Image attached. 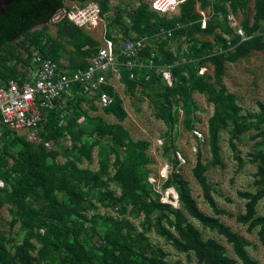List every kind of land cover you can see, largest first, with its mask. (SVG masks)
Returning a JSON list of instances; mask_svg holds the SVG:
<instances>
[{
  "label": "trees",
  "instance_id": "trees-1",
  "mask_svg": "<svg viewBox=\"0 0 264 264\" xmlns=\"http://www.w3.org/2000/svg\"><path fill=\"white\" fill-rule=\"evenodd\" d=\"M95 2L100 8V14L108 9L113 0H14L0 12V81L14 77L17 74V64L22 62L20 51H28L29 46H34L40 54L59 63L60 44L57 41H66L83 56L96 54L91 48L95 44L85 36L81 28L64 18L53 24L56 28V39L47 35L46 29L52 16L61 8L66 7L65 2L83 5ZM235 1V0H232ZM125 4V3H124ZM181 6L179 18L167 20L165 17L151 11L149 5L141 3L136 8H130L123 4L111 7L113 17L112 24H117L121 30V38L133 39L142 36H152L161 28H174L175 23H184L194 18L193 0L184 1ZM256 17L264 18V0H256ZM127 18V19H126ZM127 22H129L127 24ZM42 26L40 30L34 28ZM199 27V25H197ZM116 45L122 40L116 37H108ZM218 39H221L218 37ZM186 40V39H185ZM258 37L248 43L256 45ZM225 42V41H224ZM236 43V42H235ZM188 45V44H187ZM210 47L209 44L204 45ZM225 46L221 48L225 50ZM193 47L188 45L192 63H178L173 68L174 81L169 87L161 76L151 74V79L145 82L144 69L135 70L137 78L130 80L128 73L122 71L121 82L124 83L129 93L136 92V86L141 89H157L168 108L176 101L183 104L186 127L191 129L193 119L188 116L196 110L190 96L193 92L205 94L207 100L213 105L214 112L209 120L208 134L211 151V164H220L218 135L219 131L232 126L233 138L247 130L254 128L259 130V136L264 143V108L258 114H239V108L233 95L223 88L216 89L206 83L204 78L197 77L196 72L190 70L189 78L183 73L197 61L196 54L192 53ZM149 48L145 49L143 56H148ZM212 53L209 51L208 54ZM160 56L158 64H171L175 62L167 53ZM95 56V55H94ZM213 61L217 73H221L223 56L210 58ZM181 61V59H179ZM88 64L82 62L69 66L71 68H84ZM8 76V77H7ZM105 91L114 97L112 105L104 108L106 113H112L118 119L125 117L121 107V100L112 88ZM69 114L66 116L67 126L65 131L70 136L73 148L77 151L76 160L81 157L90 160L91 150L94 145L99 147V170L92 172L88 169L80 170L75 166L57 165L53 163L54 152H45L43 145H34L23 138L5 132L0 142V179L5 187L0 189L16 209L20 221L21 249L11 256L0 244V264H180L179 261L167 260L166 253L158 246L152 245L144 232L153 229L161 237L170 243L177 251L192 253L198 264H237L230 258L224 246L214 239H205L201 232L189 222L186 215L206 228L217 232L231 245L233 253L241 264H260L253 260L246 248L248 241L233 232L230 227L218 218L208 216L201 212L191 196L187 182L176 171L172 170L163 184V189L174 188L178 196L179 208L169 203L160 201V195L153 190L148 182L149 171L146 166L150 163L145 153L147 143L134 142L128 134L119 126H99L96 118H87L84 110L80 108L79 99L71 103ZM60 113L51 111L45 114L46 127L49 135L43 139L62 137V130L57 127V118ZM172 120L171 112L168 113ZM84 117L85 123H98V131L102 135L111 134L113 146L105 148L95 140L90 143L85 139L87 129L85 124H78L77 120ZM80 143L77 147L76 143ZM116 156L117 168L115 181L121 188V196L115 197L107 191L106 181L108 176L109 156ZM175 164L179 160L175 156ZM258 163L256 193H242L247 203L245 214L238 217V221L248 225L249 230L259 227V236L264 243V216L257 214V204L264 199V152L254 157ZM206 167L198 163L194 174L201 185L205 199L213 207L215 213L222 214L210 195L211 187L203 172ZM7 186L11 191L7 192ZM82 187V188H81ZM60 193L63 200L58 201L56 194ZM127 201L138 213L144 214L140 223L142 230L135 233L133 224L123 218H114L108 215L85 214L87 208L95 209L92 200H97L106 206L114 207L122 200ZM165 224L168 225L166 228ZM40 229L43 232H40ZM36 243L41 246L38 249ZM36 253L35 256L33 253Z\"/></svg>",
  "mask_w": 264,
  "mask_h": 264
},
{
  "label": "rangeland",
  "instance_id": "rangeland-1",
  "mask_svg": "<svg viewBox=\"0 0 264 264\" xmlns=\"http://www.w3.org/2000/svg\"><path fill=\"white\" fill-rule=\"evenodd\" d=\"M149 2L150 0L111 1L108 9L103 11L101 20L94 30L81 29L83 34L95 43L91 49L96 51L109 36L123 40L118 25L111 23L113 17L111 7L125 3L124 5H129L130 8H136L141 3L149 5ZM255 4L256 0H193L194 18L184 23L176 22L174 27L179 33H176L175 38L172 41L160 42L153 39L150 42L151 48L156 50L161 57L167 53L175 62H178L182 56H190L189 53H184L181 44L182 38L186 39V43L193 47L192 53L197 55L195 56L197 61L183 75L189 78L190 70H193L196 76L204 78L206 83L213 85L216 89L223 88L233 95L240 115L258 114L264 108V18L256 17ZM65 5L70 9L81 6L69 2H65ZM181 6L179 5L172 14L159 17H165L167 20L179 18ZM204 15L209 17L205 26L203 25ZM232 17L233 22L230 20ZM237 29L242 30V36L237 34ZM45 33L56 39V28L53 25L48 24ZM155 35L156 33L152 37L154 38ZM254 37H258L256 45H248ZM57 41L61 47L57 60L61 65L72 66L82 62L88 64L95 55L83 56L66 41L58 39ZM205 44H209L210 47L205 48ZM224 46L225 50L221 51ZM209 51L212 53L208 54ZM214 55H222L225 58L221 73H217L213 61L210 60ZM114 86L113 90L121 100L125 117L118 119L112 113H106L104 108L90 103L85 98H80L79 105L85 111L86 117L97 118L101 127H121L134 142H146L145 153L150 160L146 166L149 171L147 178L153 190L160 195V201L179 208L178 196L174 188L163 189V184L170 172L176 170L187 182L197 208L208 216L218 218L233 232L244 237L249 243L246 248L249 256L260 264H264V243L259 236V227L249 230L248 225L238 221V217L245 214L247 203V200L240 194H254L258 190L256 184L258 163L254 162V157L264 152V143L259 136L260 131L251 128L233 138L231 124L226 129L220 130L218 135L220 164L214 166L211 164L212 156L208 143V124L214 107L205 94L193 92L190 96L196 110L188 116L189 120L194 121L192 128L189 129L185 123L183 104L176 101L175 97H173L175 101L173 106L168 108L157 89L139 88L131 94L121 81L114 82ZM169 112L172 114V120H170ZM83 124L89 133L86 134L84 140L90 143L98 140L105 148L113 146L112 135H102L97 129L98 123L84 122ZM44 129L49 135L50 130L46 125ZM48 140L50 147L45 148V152L55 153L53 163L68 164L80 170L88 169L94 173L99 170L98 159L101 146H93L90 160L81 157L78 161L75 159L77 151L72 147L71 139L70 144L57 136ZM76 145L79 147L80 143L77 142ZM175 156L180 161L179 164H175ZM115 160L114 154L109 156L108 176L103 180L106 181L107 191L112 192L115 197H120L121 188L114 179L117 171ZM198 163L206 167L203 175L211 187V198L216 207L223 211L222 214L215 213L204 197L201 185L194 174ZM6 191H11L9 186ZM56 198L58 201L63 200L60 193L56 194ZM91 203L95 209L85 210L89 218L97 214L123 218L133 224L136 229L135 233L143 231L140 223L144 219V214L138 213L127 199L114 207L103 205L97 200H92ZM256 209L258 215L264 216V199L259 201ZM186 217L205 239H214L219 242L226 249L227 255L235 259L237 264H241L233 253L231 245L222 236L187 215ZM165 226L168 228L167 224ZM40 232L42 233L43 230L40 229ZM143 233L152 245L164 250L167 260L179 261L180 264H198L191 252L177 251L153 229L148 232L143 231ZM22 235L23 231L20 229L16 209L0 193V244L11 256L21 249ZM36 246L39 249L41 245L36 243ZM35 254L34 252L33 255Z\"/></svg>",
  "mask_w": 264,
  "mask_h": 264
},
{
  "label": "built area",
  "instance_id": "built-area-1",
  "mask_svg": "<svg viewBox=\"0 0 264 264\" xmlns=\"http://www.w3.org/2000/svg\"><path fill=\"white\" fill-rule=\"evenodd\" d=\"M185 0H150V10L159 15H170L175 12ZM123 8L125 5L123 4ZM68 19L75 26L89 31L94 30L100 20V8L95 2H88L82 6L70 9H59L50 19L53 25L62 19ZM203 25L209 17L204 15ZM232 22L234 18L230 19ZM42 26L34 28L40 30ZM174 28H161L153 38L142 36L133 39H124L116 45L113 40L105 39L97 53L84 68H71L61 65L40 54L34 46L28 51L21 50L22 62L17 64V74L14 77L0 81V142L5 132L23 138L34 145L50 147V141L44 140L47 136L44 125L45 114L57 111V127L62 130V138L69 144L70 136L65 131L66 116L69 114L70 104L77 99L85 98L90 103L101 108L113 104L114 97L105 91L109 87L114 89V82L121 81L122 71L128 73L130 80H135V70L144 69L145 82L151 79V74L161 76L165 84L172 86L174 81L173 68L178 63H192L191 58L182 56L181 61L171 64H156L160 61L159 54L151 48L153 41H172ZM239 36L243 35L237 29ZM182 48L188 54V45L182 38ZM149 48V55L143 56L145 49ZM139 85L136 89H139ZM84 122V117L77 120L78 124ZM5 184L0 179V189Z\"/></svg>",
  "mask_w": 264,
  "mask_h": 264
},
{
  "label": "water",
  "instance_id": "water-1",
  "mask_svg": "<svg viewBox=\"0 0 264 264\" xmlns=\"http://www.w3.org/2000/svg\"><path fill=\"white\" fill-rule=\"evenodd\" d=\"M14 0H0V12H2L6 6H8Z\"/></svg>",
  "mask_w": 264,
  "mask_h": 264
}]
</instances>
